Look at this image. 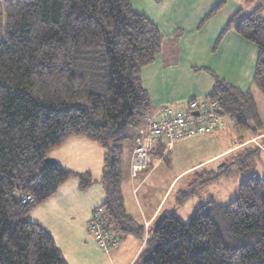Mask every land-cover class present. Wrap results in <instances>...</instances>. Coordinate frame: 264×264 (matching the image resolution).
<instances>
[{
	"label": "trees",
	"instance_id": "trees-1",
	"mask_svg": "<svg viewBox=\"0 0 264 264\" xmlns=\"http://www.w3.org/2000/svg\"><path fill=\"white\" fill-rule=\"evenodd\" d=\"M231 29L257 45L254 84L264 93L261 8L236 13L222 35ZM161 48L159 27L132 0H1L0 264H68L52 235L27 218L70 177L83 190L94 182L89 172L46 162L49 150L72 136L104 148L106 226L119 237L144 238L125 207L121 159L132 130L152 114L141 70ZM208 97L219 100L238 130H262L252 90L215 77ZM23 192L35 203L24 204ZM140 257L142 264H264V176L253 172L232 202L198 207L190 221L161 213Z\"/></svg>",
	"mask_w": 264,
	"mask_h": 264
},
{
	"label": "crops",
	"instance_id": "crops-1",
	"mask_svg": "<svg viewBox=\"0 0 264 264\" xmlns=\"http://www.w3.org/2000/svg\"><path fill=\"white\" fill-rule=\"evenodd\" d=\"M220 3L223 5L215 15L202 23ZM132 6L152 20L162 34L160 52L152 63L141 70L143 86L150 96L152 113L158 112L165 105L181 108L191 99L208 97L215 77L222 78L243 91L252 90L256 100L257 96L264 95L254 84L259 56L257 45L243 38L234 29L222 35L225 26L236 13L241 11L247 14L257 8L262 10L263 0H132ZM135 132L136 129L132 130V136ZM202 137L204 141L222 142L217 145V150L208 156H201L186 169H193L192 172L202 171L199 174L203 177L217 171L214 170L215 166H208L233 152L248 150L250 146L264 152V124L257 134L251 130L240 131L229 115L223 118L218 129ZM80 144L90 150H99L100 147L85 136H72L54 148L48 156L56 157L62 168L73 171L68 163L64 165L61 162L57 153L65 147ZM125 147L130 148L132 157V141ZM103 152L105 156V151ZM130 165L131 159L126 161L128 174ZM103 170L104 168L100 180ZM186 170L170 180L160 197L152 195L150 188L145 185V181H151L154 172L142 177L140 174V178L135 179L130 176L124 185L122 182L126 210L144 227V238L133 234L125 235L127 237L122 246L114 254L99 248L87 226L92 211L102 206L106 200L104 184L91 185L83 190L78 178L70 177L54 194L36 205L27 219L39 223L52 235L68 264H113L116 259H119L120 264H130L129 259L143 249L150 228L171 199L175 179ZM204 182L208 181L204 179ZM127 248L131 250L128 259L125 258Z\"/></svg>",
	"mask_w": 264,
	"mask_h": 264
},
{
	"label": "rangeland",
	"instance_id": "rangeland-1",
	"mask_svg": "<svg viewBox=\"0 0 264 264\" xmlns=\"http://www.w3.org/2000/svg\"><path fill=\"white\" fill-rule=\"evenodd\" d=\"M262 12L264 13L263 8ZM256 101L262 115L261 120L264 124V95L261 97L257 96ZM203 139L204 137L202 136H196L194 138L192 137L177 141V143H175L168 151L167 159L160 160L159 156L154 157L149 168L141 173L142 177L144 174L154 172V176L151 181H145V185L150 188L152 195L157 194L160 197L161 193L174 176L193 165L194 162H196L201 156H208L213 151L217 150V145L222 143L221 141L210 142L204 141ZM96 144L100 146L99 150H90L87 149L86 146L80 144L75 145L74 147L71 146L70 148L65 147L64 149L58 151L57 155L60 157L61 162L64 163V165L68 163V165L72 167L71 169H73V171L78 173H84L85 171L89 172L94 180L92 183L93 186H100L102 184L105 186L104 181L102 179L100 180V174L104 168V150L99 143L96 142ZM53 150L55 149H50L48 155L53 152ZM63 153L67 154L64 155ZM48 158L57 161L56 157L48 156ZM130 159L131 150L130 148L125 147L121 159L123 185L125 181L128 180V177L130 178L131 176V174H128L126 170V161ZM227 163L228 165L225 167V164ZM213 166H215L214 170H217L214 173H218L222 170L224 171L216 177V179L212 178L208 182H204V179H207L208 176L203 177V175L199 174V172L202 171L192 172L193 169H190L182 172L175 179L172 185L174 190L172 192L171 199L168 201L162 214H165L167 211H172L183 220L190 221L197 207H201L206 204L208 205L211 202L222 206L229 204L239 195L241 182L250 174L257 172L260 176H264V152L259 149L256 150L253 146H250L248 150L243 149L238 152H233L208 167ZM208 167L206 169H208ZM78 180L80 181L79 178ZM128 183L130 184L131 180L128 181ZM172 188L170 189V192ZM135 222L139 224L137 220H135ZM155 225L156 223L150 228V234L152 233ZM126 237H119L118 245L107 252L114 254L113 252L122 246ZM138 241L141 245H143L141 240L138 239ZM99 248L102 249L100 246ZM129 249L130 248L125 249L126 259H128L131 255V250ZM140 253L141 250L137 255L133 257L131 256L129 259V261H131L130 264H142ZM113 264H120L119 259H116Z\"/></svg>",
	"mask_w": 264,
	"mask_h": 264
},
{
	"label": "built area",
	"instance_id": "built-area-1",
	"mask_svg": "<svg viewBox=\"0 0 264 264\" xmlns=\"http://www.w3.org/2000/svg\"><path fill=\"white\" fill-rule=\"evenodd\" d=\"M224 117L219 100L211 97L191 99L181 108L165 105L158 112L145 115L133 137L131 177L135 179L146 171L155 156L163 160L177 141L214 132ZM159 148H163L162 154L155 155ZM20 198L24 204L35 203L30 193L23 192ZM87 226L103 250L118 245L119 236L106 226L102 206L92 211Z\"/></svg>",
	"mask_w": 264,
	"mask_h": 264
},
{
	"label": "water",
	"instance_id": "water-1",
	"mask_svg": "<svg viewBox=\"0 0 264 264\" xmlns=\"http://www.w3.org/2000/svg\"><path fill=\"white\" fill-rule=\"evenodd\" d=\"M195 114H198V112H195ZM46 162H47V163H51V164H53V165L58 164L56 160H51V158L46 159Z\"/></svg>",
	"mask_w": 264,
	"mask_h": 264
}]
</instances>
